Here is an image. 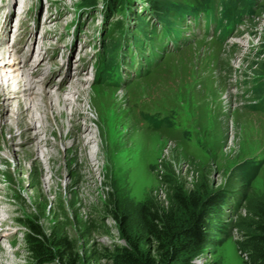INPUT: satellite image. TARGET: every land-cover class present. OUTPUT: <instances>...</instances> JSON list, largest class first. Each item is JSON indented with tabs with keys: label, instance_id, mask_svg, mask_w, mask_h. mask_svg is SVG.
<instances>
[{
	"label": "rangeland",
	"instance_id": "1",
	"mask_svg": "<svg viewBox=\"0 0 264 264\" xmlns=\"http://www.w3.org/2000/svg\"><path fill=\"white\" fill-rule=\"evenodd\" d=\"M80 2L42 0L37 6L35 0H0V52L7 61L17 56L28 66L38 67L44 74L39 75L48 80L45 89L50 94L71 82L78 84L75 80L79 79L87 91L94 90L92 101L101 114L104 103L112 104L118 99L123 127L116 126L115 131H122L118 137H123L120 143L123 148L119 152L113 147L112 152L122 159L113 163L109 157L112 143L106 137L110 135L107 131L100 134L101 144L90 139L99 135L96 128L100 126L91 109L85 112L94 122L86 124L94 134L83 133L86 141L83 146L68 150L66 147H75L70 135L80 132L86 118L83 111L77 112L82 122L74 125L76 129L67 116L59 119L65 123L61 131L52 127L59 138V143L48 147L57 154V160L51 162L58 169L54 176L47 171L49 166L42 169L35 164L37 155L21 160L27 146L26 134L13 142L15 154L11 156L12 151L7 149L11 134H2L0 130V156L4 157L0 162V219L6 223L0 225V263L6 264L11 258L12 264H38L28 251L26 236L31 234L30 224L40 227L50 239L53 234L69 237L82 264H102L105 261L102 256L125 244L109 212L110 203L143 202L148 198L165 201L168 180H174L186 192L203 188L226 192L224 222L236 219L233 215L239 213L243 195L264 194V111L252 107L257 99L251 91L256 85L254 77H262L264 81V0H255V13L244 15L242 25L224 43L208 37L202 30L189 34L185 29L182 40L197 37L194 42L164 55L151 74L131 84L120 80L113 86L89 82L94 74L92 63L96 52L102 49L101 18L107 0H88V14L81 17L79 32L75 31L73 37L74 8H79ZM20 3L23 12L17 14ZM34 5L37 7L34 12L27 10ZM134 6L131 11L139 10V3ZM122 17L114 10L110 20L115 23ZM152 43L158 52L162 49L158 33ZM149 51L141 48V57L145 58ZM157 51L156 55L161 54ZM69 60L72 65L67 69L65 62ZM148 64L154 62L150 60ZM54 70L60 73L53 85V76L48 72ZM65 71L67 79L58 85ZM129 71V67L123 69L125 80L131 77ZM100 86L107 90L99 89ZM36 87L34 90L38 92L43 89L40 85ZM86 100L82 96L78 103L86 104ZM13 109L10 108L7 117L13 114ZM55 136H50V141L56 142ZM98 149L100 155L93 160L92 153ZM88 151L92 165L97 168L87 161ZM43 156L41 153L45 161ZM51 176L55 187L50 191L45 182ZM237 239L239 232L229 228L224 243L214 252L204 249L195 263L245 264L244 254L236 247Z\"/></svg>",
	"mask_w": 264,
	"mask_h": 264
},
{
	"label": "trees",
	"instance_id": "2",
	"mask_svg": "<svg viewBox=\"0 0 264 264\" xmlns=\"http://www.w3.org/2000/svg\"><path fill=\"white\" fill-rule=\"evenodd\" d=\"M139 1L141 5L135 12L130 10L133 0H107L104 4L102 21L109 23L105 31V37L108 35L109 40H103L107 42V47L106 57L102 58L103 68L99 72L101 79L108 78V72L118 65L116 48L120 42L125 43L129 51L131 47L139 50L154 46L152 41L156 33L161 43L171 38L176 40L187 18H192L198 24L201 14L205 24H215L218 39L223 42L228 31L238 26L244 15L255 13V0ZM87 3L88 0L79 3L83 13L88 12ZM114 10L121 14L126 10V15L115 23L110 21ZM158 26L160 31H157ZM114 36L116 39L113 40ZM219 40L217 42L220 43ZM168 53L172 52L163 54ZM147 58L154 62L157 57L151 52ZM261 78H253L256 85L251 91L257 100L252 107L264 111V81ZM166 182L169 193L165 201L148 198L143 202L124 200L120 204L115 201L110 203L109 212L118 224L125 244L116 246L112 253L102 256L105 258L102 264H196L195 258L204 249L214 252L224 243L231 227L240 234V239L235 242L238 252L246 254L244 263L264 264V194L243 195L244 202L239 213L233 215L236 219L224 222V207L228 206L226 192L208 191L207 188L186 192L174 180ZM28 226L31 231L26 236L28 251L35 262L44 264L55 260L58 264H82L69 237L64 234L56 237L52 233L50 239L37 225Z\"/></svg>",
	"mask_w": 264,
	"mask_h": 264
},
{
	"label": "bare ground",
	"instance_id": "3",
	"mask_svg": "<svg viewBox=\"0 0 264 264\" xmlns=\"http://www.w3.org/2000/svg\"><path fill=\"white\" fill-rule=\"evenodd\" d=\"M249 41H251V39ZM2 53L3 52H0V122H2L0 124V130L2 134H11L12 141L7 147L8 150L12 151L11 156L15 154L13 153L15 151L12 146L13 142L26 134L27 140L25 143L27 144V146L23 149L21 160L23 161L28 156L31 157L37 155L36 161H34L35 164L37 166H42V169H47L49 166V170L47 171H49V173H53V176L56 175L58 173V169L52 167L51 162L57 160V154L54 151L50 150L48 147H53L56 143H59V138L54 135V129H56V132H58L61 131V128L65 126L64 121L60 122L59 119L67 116L69 123L73 124L74 126L75 124H77V122H82V118L77 116V112L83 111V115L86 118L83 119L84 123H81L80 125V132L76 135H70L73 143H75V147L66 146L67 150L71 148L76 149L80 145L83 146V144L86 143L83 133L89 132L91 134H94L91 128L86 124L88 121H91L92 123L94 122V118H87L85 112L86 110L91 109L94 110V113L96 115L95 122H97L101 126V129L100 126H97L96 130L99 135L92 136L90 137V139L101 144L103 141L100 137V134L103 131H107V133H109L110 135H107L106 137H108L111 140L110 143H112V146H109V157L111 158L113 163H116L117 158L122 159L121 155L112 152L113 147L119 152L123 148L122 145H120V143H123V137H118L121 136L122 131H115L116 126L123 127L120 123L122 111L119 109L118 104H120V101H118V99L116 100V102L112 103H115L114 105H112L111 102L110 104L104 103V114H101V111L95 107V104L92 101L94 88L92 89V92L90 90L87 91V88H84V84L81 83L79 79L75 80L79 81L78 84L71 82L70 84H68V87L65 88L64 86V88H60L57 92L50 94L48 93L47 89H45L48 85V80L44 78V76L41 77V75L44 74H42L40 69H37L38 67L33 68L30 65L28 66L25 61H21L17 56H13L11 57V61H7L5 60V55ZM10 62L12 63L9 64ZM65 64L67 69H69L71 67L70 65H72L71 60L65 62ZM75 68L78 69L77 67ZM59 73L60 72L58 70H54L52 74L48 72V75L50 77L53 76V85L55 84L54 79L57 75H59ZM75 73H77V71ZM70 74H72V72ZM60 76L62 80H66V71L64 76ZM69 78L70 81L74 80L72 76ZM57 84L60 85L61 83ZM37 85L43 86L41 92L34 90L37 88ZM5 89L6 91L4 92L3 90ZM99 89L107 90L102 86H100ZM69 96L71 97L69 98ZM82 96H86V104H82V102L78 103ZM11 107H14L13 114L8 115L9 117H7V112ZM69 109L71 110L70 113L67 112V110ZM52 127L55 128L53 129ZM73 128L76 129L75 126ZM33 130L38 131H36L34 135L28 136V134ZM67 134H69V132ZM50 136H55L57 141H50ZM99 150L100 149H98L96 153H92L94 158H91H93V160H96L98 155H100ZM41 153L42 155H44L43 157L44 159H46L45 161L41 158ZM2 161H4V157L0 156V162ZM87 161L91 163L89 151ZM18 166L21 168V172H23L24 169L22 163H20V165ZM92 166H94V168H97V165L95 164ZM52 178L53 177L51 176L50 180L45 182L50 191L55 187V182H52ZM29 183L32 182L29 181ZM2 224L6 223H4V221L0 219V225ZM3 257L6 256L3 255ZM9 261L10 262L6 264H12L11 258Z\"/></svg>",
	"mask_w": 264,
	"mask_h": 264
},
{
	"label": "built area",
	"instance_id": "4",
	"mask_svg": "<svg viewBox=\"0 0 264 264\" xmlns=\"http://www.w3.org/2000/svg\"><path fill=\"white\" fill-rule=\"evenodd\" d=\"M244 256L246 257V254L244 253Z\"/></svg>",
	"mask_w": 264,
	"mask_h": 264
}]
</instances>
